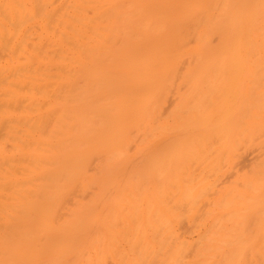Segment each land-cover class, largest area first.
Segmentation results:
<instances>
[{
  "label": "bare ground",
  "instance_id": "bare-ground-1",
  "mask_svg": "<svg viewBox=\"0 0 264 264\" xmlns=\"http://www.w3.org/2000/svg\"><path fill=\"white\" fill-rule=\"evenodd\" d=\"M0 264H264V0H0Z\"/></svg>",
  "mask_w": 264,
  "mask_h": 264
}]
</instances>
